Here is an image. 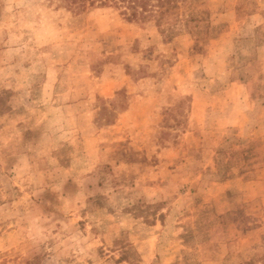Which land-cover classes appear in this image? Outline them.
<instances>
[{"label":"rangeland","instance_id":"1","mask_svg":"<svg viewBox=\"0 0 264 264\" xmlns=\"http://www.w3.org/2000/svg\"><path fill=\"white\" fill-rule=\"evenodd\" d=\"M0 264H264V0H0Z\"/></svg>","mask_w":264,"mask_h":264},{"label":"trees","instance_id":"2","mask_svg":"<svg viewBox=\"0 0 264 264\" xmlns=\"http://www.w3.org/2000/svg\"><path fill=\"white\" fill-rule=\"evenodd\" d=\"M62 5L81 13L90 7H112L129 20L146 21L172 13L178 0H60Z\"/></svg>","mask_w":264,"mask_h":264}]
</instances>
